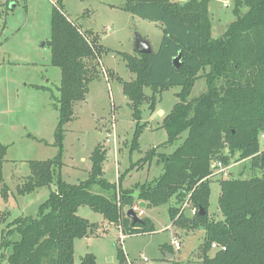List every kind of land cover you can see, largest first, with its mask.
I'll return each mask as SVG.
<instances>
[{
    "label": "trees",
    "instance_id": "16d2710c",
    "mask_svg": "<svg viewBox=\"0 0 264 264\" xmlns=\"http://www.w3.org/2000/svg\"><path fill=\"white\" fill-rule=\"evenodd\" d=\"M210 1L125 0L120 7L158 22L162 28L155 51L120 53L133 78L124 81L109 68L104 74L108 81L121 82L122 93L130 101L132 119L136 121L130 152L140 150L138 136L143 126L139 123V107L142 103L153 107L154 95L169 87L181 90L179 101L163 120L167 133L163 145H174L186 133L171 151L158 154V176L129 188H120L124 174L118 175V184L104 177L106 150L101 143L89 156L87 178L77 183L62 179L64 125L73 120L74 105L85 100L89 84L100 79L103 55L110 50L100 43L98 33L84 31L69 20L62 0L52 4L46 44L50 64L60 70L59 94L52 97L59 112L54 134L58 151L50 159L28 161L29 174L17 186V193L30 194L51 184L55 188L34 216H17L6 222L8 212L0 213V224L5 222L0 249L5 251L6 264H74V239L97 228L96 223L77 214L82 205L101 213L107 223L119 225L125 235L144 234L155 230L152 220L145 215L142 223H133L125 209L140 201L146 203V208L156 207L169 203L171 198L176 203L186 198L195 209L191 217L176 206L169 205L167 210L172 225L185 231L203 229L200 264H264V148L258 142L259 132L264 130V0H234L235 18L221 35L212 31ZM178 55L179 66L175 67L173 59ZM199 71L204 72L206 89L189 100ZM144 87L153 94L147 95ZM6 149L0 144V180ZM155 155L152 148L146 150L139 159L141 166L149 164ZM231 156L249 158L250 167L261 174L240 178L231 170L228 177L217 178V207L223 218L215 220L208 212L211 164L213 159L227 164ZM93 186L103 193L92 192ZM2 194L8 197L5 184ZM213 242L225 249L209 255ZM162 248L173 252L171 245L163 244ZM115 257L117 264H126L125 252L118 243ZM80 264H96L95 255L86 253Z\"/></svg>",
    "mask_w": 264,
    "mask_h": 264
},
{
    "label": "rangeland",
    "instance_id": "374dc122",
    "mask_svg": "<svg viewBox=\"0 0 264 264\" xmlns=\"http://www.w3.org/2000/svg\"><path fill=\"white\" fill-rule=\"evenodd\" d=\"M7 1L4 4L0 0V144L7 146L1 170L0 213L8 212L6 222L17 216H34L39 204L55 188L51 184L30 194L17 193V186L29 174L28 161L50 159L58 151L54 145V134L59 112L52 97L59 94L57 88L60 85V70L50 64V49L46 44L50 39L51 6L56 0H16V3L13 1L8 5ZM124 1L62 0L69 20L84 31L98 33L100 43L110 50L103 55L100 79L89 84L85 100L74 105L73 120L64 125L60 173L62 179L69 183L87 178L91 167L89 156L98 143L103 144L106 150L102 168L109 182L118 184L117 178L121 174L124 176L120 188L150 181L160 173L161 165L156 163L158 154L171 151L186 135L182 133L172 146L163 145L167 139L163 120L179 101L181 90L180 87H169L154 95L153 107L149 103H142L139 107V123L143 126L138 136L140 150L130 152L129 145L136 125L130 101L122 93L121 82L115 79L108 81L104 74L109 68L124 81L133 78L120 53H134L136 34L145 37L155 51L162 37V28L158 22L121 9ZM233 6L234 0L210 1L213 34L221 35L235 18ZM205 89L204 72L199 71L188 99L197 97ZM143 91L147 95L153 94L148 87H144ZM151 148L156 155L149 164L141 166L139 159ZM229 161L234 164L231 170L235 176L249 178L261 174L250 167L249 158L231 156ZM218 177H210L208 212L209 217L215 220L223 218L217 207L220 193ZM4 184L8 193L6 199L2 194ZM91 191L103 193L97 186H93ZM110 192L113 193L112 190ZM169 205L181 209L186 217L193 214L194 208L186 198L182 203H176L171 198L167 204L146 208L145 215L152 220L155 228L153 232L126 234L122 241L118 225L107 224L101 213L87 205L80 206L77 214L96 223L97 228L95 232L74 239V264H80L86 253L95 255L96 264H117L115 243L121 245L131 264H145L143 258L147 259V264H200L203 229L185 231L172 225L167 210ZM141 210L136 209L139 217L145 216ZM4 225L5 222L0 224V234ZM173 237L181 243L179 250L171 245ZM163 244L172 246L169 258H166L168 252L162 248ZM214 252L212 249L209 255ZM4 256L5 251L0 249V264H6Z\"/></svg>",
    "mask_w": 264,
    "mask_h": 264
},
{
    "label": "built area",
    "instance_id": "2783aa9c",
    "mask_svg": "<svg viewBox=\"0 0 264 264\" xmlns=\"http://www.w3.org/2000/svg\"><path fill=\"white\" fill-rule=\"evenodd\" d=\"M109 141V139H107ZM258 142L259 144H263L261 145L260 144V148H264V130L262 132L259 133L258 135ZM234 166L233 162H228L227 164H224L221 160H218V159H213L212 161V164H211V169H212V172L210 173V176H219L218 178L222 177V178H225V177H228L229 176V173L231 171V168ZM140 208L137 204L134 205L132 208L136 211V209ZM195 212V209L193 210V213ZM119 229H120V239L121 241L124 239L125 237V234L122 233L121 231V228L120 226L118 225ZM171 245L176 249V250H179L180 247H181V243L178 239H176L175 237L171 238ZM211 249L213 250H224L225 247L222 246V245H219L215 242L211 243ZM145 264H147V259L146 258H143L142 259ZM126 264H131L130 262H128V259L126 257Z\"/></svg>",
    "mask_w": 264,
    "mask_h": 264
},
{
    "label": "water",
    "instance_id": "95a60500",
    "mask_svg": "<svg viewBox=\"0 0 264 264\" xmlns=\"http://www.w3.org/2000/svg\"><path fill=\"white\" fill-rule=\"evenodd\" d=\"M134 52L135 53H141V54H149L152 52V48L151 45L149 43L148 40H146L144 37H142L139 34L135 35V39H134ZM179 58L180 55H178L177 57H175L173 59V65L175 67L179 66ZM138 206L140 208H145L146 207V203L144 201H140L138 203ZM200 213L204 214V211L202 210V208H199ZM125 215L133 222H138V223H142V219L141 217H139L136 213V211L133 208H128L125 212ZM170 256H172L170 253L166 254V258H169Z\"/></svg>",
    "mask_w": 264,
    "mask_h": 264
},
{
    "label": "crops",
    "instance_id": "0c3cea01",
    "mask_svg": "<svg viewBox=\"0 0 264 264\" xmlns=\"http://www.w3.org/2000/svg\"><path fill=\"white\" fill-rule=\"evenodd\" d=\"M6 1L7 0H3V2L2 3H4V4H6ZM10 1V0H9ZM9 1H7V5H8V3H9ZM11 2V1H10ZM16 3V2H15ZM143 37V36H142ZM145 38V37H144ZM146 39V38H145ZM147 40V39H146ZM150 43V42H149ZM148 169H149V167H148ZM138 170H140V169H138ZM139 203V202H138ZM138 205V204H137ZM140 209V208H139ZM142 210V212L141 213H143L144 215H145V210H146V207L145 208H141ZM104 219V218H103ZM104 221H106L105 219H104ZM107 222V221H106ZM107 224H109V223H107ZM106 224V225H107Z\"/></svg>",
    "mask_w": 264,
    "mask_h": 264
}]
</instances>
